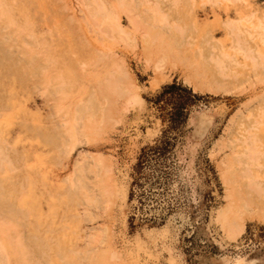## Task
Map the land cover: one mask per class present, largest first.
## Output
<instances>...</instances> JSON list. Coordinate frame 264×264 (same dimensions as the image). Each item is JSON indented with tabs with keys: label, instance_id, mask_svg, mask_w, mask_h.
<instances>
[{
	"label": "rangeland",
	"instance_id": "rangeland-1",
	"mask_svg": "<svg viewBox=\"0 0 264 264\" xmlns=\"http://www.w3.org/2000/svg\"><path fill=\"white\" fill-rule=\"evenodd\" d=\"M252 1L243 20L231 2L227 10L208 0H181L179 8L199 13V29L216 32L229 47L227 15L258 31L264 0ZM1 2L0 22L9 34L19 36L22 18L20 31L28 34V25L32 36L15 40L12 34L0 44V177L7 178L0 180V193L17 185L9 201L16 202L0 199V264H264V213L244 214L235 237L219 218L235 205L234 188L264 199V125L254 127L253 114L262 111L251 103L248 82L218 90L200 78L195 87L143 45L104 37L92 6L82 13L72 8L73 0ZM108 7L122 10L96 4L102 14ZM33 34L43 37L34 40ZM253 36L250 42L261 52L263 43ZM174 81L200 96L178 165L168 185L147 179L131 201L140 152L164 128L147 99ZM246 161L250 176L240 177ZM146 176L153 174L146 170ZM22 191L39 198L47 217L42 234L33 233L37 220L29 214L10 212L29 209L21 205ZM51 225L59 241L50 240L56 247L42 254Z\"/></svg>",
	"mask_w": 264,
	"mask_h": 264
},
{
	"label": "bare ground",
	"instance_id": "bare-ground-1",
	"mask_svg": "<svg viewBox=\"0 0 264 264\" xmlns=\"http://www.w3.org/2000/svg\"><path fill=\"white\" fill-rule=\"evenodd\" d=\"M1 1L2 0H0V3H2ZM201 1L203 4V0ZM208 1H210L208 4H223L226 9L228 3H233L236 7L235 16L239 17L241 20L245 17L246 9L253 8L252 0ZM166 2L164 0H73L72 5L74 7L72 8H76L83 13L92 6L95 12L93 19L96 21L99 20V27L105 28V30L102 29L104 37L112 40H131L143 45L147 48L148 52L146 53L148 55L153 56L160 63L166 61L171 62L173 64L171 71L182 72V74H185L188 82L195 87H200V78L203 79V84L209 86L211 89L218 90H228L227 88L232 86H243V84L248 82L249 88L252 89L251 103L256 106L257 110L262 111L260 114H253L252 121L254 127L258 129L261 125H264V50L260 52L257 46H254L250 42V35L255 32L256 36H253L252 39L259 38L264 47V16L259 21L258 31H254V29L247 25H242L230 20L231 14L227 15L228 22L225 24L227 30L223 32V36L228 37L231 41L228 47L216 40L218 35L216 32L206 30L204 34V30L201 28L199 29V13H194V11L182 13L179 8L181 0H167ZM98 3H102L106 6L109 4H119V6H122V10L112 11L108 7V10L104 11L105 14H102L96 8V4ZM193 14L195 15L193 16ZM204 14L206 15L207 12H204ZM9 16V22L16 23V19H13L15 16L11 14H9ZM17 16L19 18V15ZM21 19L20 21L22 22L19 24H21L20 27L23 31L26 20L23 21ZM26 27L28 34H26L25 31L21 32V29L18 27L17 32H19V36H16L14 33L9 34L10 29L8 24L5 25L3 22H0V44H8L4 41L5 39H10L12 34L15 40H25L28 36L31 37L32 34L28 32V25ZM91 28L92 27H90V29ZM127 29H130L131 32ZM42 37L43 36L33 34L34 40H40ZM97 38L101 41L102 37ZM152 44L154 47L147 46ZM6 47L7 51L13 49L11 45ZM256 51H259V55L261 53L259 58L256 56ZM23 61H25V59H23ZM25 69V66L22 67V70L25 71ZM125 87L128 88L130 94H135V87L133 84H125ZM8 105L10 104L4 107L7 108L9 107ZM248 152L247 157L249 156ZM6 159L9 161L8 157ZM237 161L238 160H236V164L238 165ZM7 163L9 164L10 162ZM11 164H9V168ZM11 166L13 167V165ZM249 167L250 163L248 161L244 162L240 172L241 175L237 171L239 176L244 177L246 175L249 177ZM0 168H2L1 165ZM7 172H10L9 169ZM0 180L5 182L7 178L1 176ZM236 181L237 179L235 182ZM227 182L230 183V181ZM246 182H250V180ZM1 186L2 185H0V188H2ZM16 186L17 185L12 186L11 190L9 188L8 193H2L1 191L0 199L9 202L10 198L14 195L13 190L16 189ZM22 192L21 199L23 198L26 202H21V205H27L29 209L27 211H22L23 209L10 208V205H8L10 206L8 208H10V212L14 217L23 215V217L26 216L27 218V214H29L28 216L33 217L34 222L37 220V225L33 223L31 225L34 230L33 233L37 235L39 233L42 234L41 228H43V223H45L44 221H46L47 217L41 210L42 208H39V206H41L38 203L39 198L35 196V194L29 197L28 191ZM233 192V197L236 198L235 205L229 204L227 209L223 210L219 216L231 237H235L243 230L242 222L244 221V214H252V212L254 214L264 213V199L262 198L260 200L259 194L256 195L247 190L239 191L236 188L233 189ZM14 197L15 196H13V198ZM26 199H28L29 202H27ZM13 201L16 202V199ZM13 201L11 202L13 203ZM49 229L47 232L51 234L44 236L47 241L44 242L45 248L42 247L40 249L42 254L48 252V247H56L55 243L59 241L57 234H53V225H51ZM51 236H53V239H50ZM36 238L37 237H35V239ZM55 239L56 242L48 243L50 240L52 241ZM37 246L38 245L33 244L32 247H34L35 250H39Z\"/></svg>",
	"mask_w": 264,
	"mask_h": 264
},
{
	"label": "trees",
	"instance_id": "trees-1",
	"mask_svg": "<svg viewBox=\"0 0 264 264\" xmlns=\"http://www.w3.org/2000/svg\"><path fill=\"white\" fill-rule=\"evenodd\" d=\"M199 100V95L177 81L163 86L157 94L147 99L164 128L159 139L140 152L134 168L131 201L135 197V189L140 191L144 188L147 179L152 185L159 186H166L171 181L179 162L185 129ZM146 170L151 171L153 177L148 178Z\"/></svg>",
	"mask_w": 264,
	"mask_h": 264
}]
</instances>
